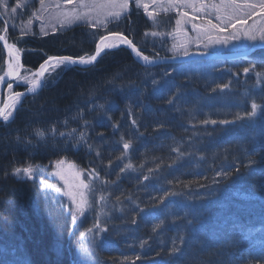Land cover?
<instances>
[{"label": "trees", "instance_id": "trees-1", "mask_svg": "<svg viewBox=\"0 0 264 264\" xmlns=\"http://www.w3.org/2000/svg\"><path fill=\"white\" fill-rule=\"evenodd\" d=\"M16 2L18 0H9V3L13 5ZM26 2L29 5L27 11L18 10L23 19H27L33 8L39 6L38 0H26ZM51 3L53 4V0ZM181 11H187L190 16L193 14L191 8L181 9ZM52 12L53 6L45 13V20L47 18L48 23L53 17ZM250 12L249 9L237 11L231 21H225L226 31L213 33L228 38L227 42L221 43L210 42L204 34L192 29V24L198 26L204 24V19L200 18L203 17V13H195L198 18L190 23H185L183 30L180 31V33H185L189 30L188 53L196 50L214 53L242 52L256 43H264V40L260 39L261 35H264V17L259 20L257 15H250ZM128 15L134 21L132 28L129 29L127 21L123 19L122 24L125 26L122 25L119 28L122 32L127 33L134 42L140 39L138 34L144 37L146 31H158L164 35L157 36L156 40L149 38L152 36L144 38L156 42L155 46L158 48H165L164 52L167 55H183V49H180L179 52L172 50L173 44L177 42L171 43L163 40V36L173 33L177 27L175 21L180 17L176 11L161 13L157 17L160 21L156 27L158 30L152 29L153 22L142 8L136 9L134 4H130ZM237 19H242L245 22L237 23ZM212 21L214 24L220 23L214 16ZM144 22L146 24L148 22L149 26H142ZM229 23H234L235 27L228 26ZM31 27L35 35L29 34L18 41L16 39L18 32L9 29V42H17V46L23 49L20 61L24 65L23 73L25 70L35 71L48 56L76 57L92 54L98 36L105 33L103 29L94 30L77 24L68 27V30L58 28V30L51 31L47 28L48 34L43 35L40 32L39 21H34ZM108 28H113V24L108 25ZM93 31H96L97 39L91 35ZM178 33L175 32L174 35H168L166 38H176ZM245 33L255 35L256 39H248ZM151 44L153 45V43ZM196 44L201 45L196 48L194 47ZM126 51L122 49L105 52L99 62L89 69L75 67L65 71L56 69V72L52 74L53 77L56 76V73H61V75L55 84L40 91L35 100L33 96L21 99V104L17 105L19 111L14 113L15 122L8 126L0 122V264H78L77 261L82 256L78 251L81 234L92 227L94 221V214L88 213L85 217H78L73 224L71 215L65 207L68 203L63 204L66 199L61 202V195L54 190H47L46 198V190L42 189L40 179H47L49 183L63 187V183L58 177H51L48 174L52 167H47L48 172H45L47 161L66 158L79 168L87 169L90 166V161L95 160V154H88L83 148L58 151L57 147H54L56 141L52 139L48 140L47 146L25 147L23 144L16 143L17 133L22 137H30L33 128L47 127L58 122L60 129L67 131L68 129L64 128L62 122L65 119L70 120L78 108L84 110L91 108L93 104L104 105V109L101 111L98 109L86 112L87 118L94 125L96 118L102 116L107 105L120 104L127 97H139L138 92L143 91L140 89V85L149 79L151 83L153 79L159 82L157 89L163 90L162 95L165 98L174 93L176 95L177 88H179V96L181 93H188L191 97L194 95V90L199 96V98H194L195 101L192 103L195 110L179 107L182 108L181 112H175L168 109L170 115L157 119L151 127L154 131L165 132V135H168V140L173 144L179 142L177 140L180 137L183 141L187 136L192 138V134L198 135L199 132L195 133L194 130L202 133L210 132L219 142H214L217 144L214 149H211V145H209L210 147H200L195 151L188 150L186 153L191 152L190 156L183 153L186 156H183L179 164L186 169L192 167L196 173L194 171L190 176L175 177V174L181 173L184 168L169 173L168 167L176 169L179 164H175L176 160L172 162L173 165L160 163V156H157V152H168L167 149L171 148L173 144L168 143L164 146V150H162L163 147L157 150V140L149 141L148 132L143 126L139 128V131L144 135H135L134 137H129L127 134L128 127H122L121 129L126 128L124 134L127 136L125 138L134 139L130 156L137 170L123 174L117 182L118 188L116 185L109 186L115 190L116 195L124 193V196L121 197L122 203L114 209L111 204L109 205L110 216L101 217L102 221H108L106 225L108 232L101 234L104 239L103 247L97 250L95 256L88 258V264H116L115 261L123 260L124 256L134 257L137 254L141 255L142 259L136 264H176L178 257L168 256L166 250L171 248L172 241L178 235L185 237L188 245L187 251H198L202 242L221 240L222 243L230 244L226 234L233 235L234 229L241 224L249 234L240 239L239 248L225 247L222 251L223 259L235 260L237 257L242 255L247 257L249 254L256 258L264 256V83L257 82L255 72L248 74L243 72L245 67H251L253 64L256 65V71H264V49H258L247 60L235 62L199 59V61L178 66L167 65L147 68V70L125 71V67L116 63L114 58L116 56L124 57L128 53ZM108 61H111V64ZM182 67L188 72L182 71ZM195 68L201 70H194ZM3 69L4 54L0 46V73L3 72ZM165 71H169L170 76L165 75ZM117 73L120 75L116 77L114 86L105 84L104 87L89 94V89L93 85L111 80ZM198 78L203 85H211V87H205V91L200 90L201 82L200 86L195 81ZM225 84L229 87L223 90L217 87V85ZM17 88L15 87L16 90ZM106 89L110 90V94L106 92ZM133 89L135 94H132ZM104 92L108 94L104 95ZM191 98H189L190 101ZM253 102L260 107L255 116L249 117L247 113L251 111ZM41 105H44L43 110ZM178 105H182L180 101H178ZM140 110L141 108H137L135 111L138 113ZM108 114L113 117V120L120 121L121 124L125 123L124 120H121L122 114L118 112ZM237 114L241 117L240 119H237ZM147 115L158 117L153 112L147 113ZM205 119L216 120L217 123L215 125L204 124L202 121ZM224 119L232 123H219ZM126 120L130 126V119ZM158 121H163L166 126L157 129ZM70 126L79 127V123L71 121ZM96 131L103 132L109 142L119 140L120 130L115 135H113L111 127L96 128ZM89 136L97 142L100 140L95 132L90 131ZM207 136L210 138V135ZM139 138L149 143L147 149L143 151L144 160L136 162L132 157L140 158L135 155L136 146L139 147L142 144L139 143ZM32 139L35 145V137ZM108 146L105 144V149ZM118 154V152L112 153L114 166L119 163V161H115V156ZM107 155L108 153L105 151V164H107ZM250 160L254 163L250 164ZM32 162L41 166L38 170L40 175L36 179H18L11 175L13 167H23ZM141 163L144 164V168L139 167ZM153 164L156 165L153 167L156 170L149 173L147 170ZM235 167L239 168V172L234 170ZM218 168V172L222 170V172L228 171L230 174L226 177L213 175V171ZM5 170L9 173L7 177L4 175ZM101 175H103V171ZM144 175H149V180H144ZM69 178L71 179V176ZM109 179L116 180V175L113 174ZM123 179L126 181L136 180V188H130L126 184L127 182L123 184ZM235 184L239 185L236 187ZM185 186L190 189L184 194L182 188ZM174 187L178 189L177 195L166 196L161 203L160 197ZM196 188H203L206 194L195 197L191 192ZM126 196H130L131 200L126 199ZM110 199L115 203L114 196ZM136 204H139L143 211L137 209ZM121 209L123 210L121 211ZM133 218L136 220L135 224L131 222ZM161 220L164 221L162 227L153 232V225ZM51 227H60L62 230V235L56 238V243L50 242L53 238L48 236V229ZM91 235L89 234V237ZM143 240L150 242V245H145V248L141 249L140 242ZM85 246H87V242H85ZM133 246L138 248L137 252H134ZM156 252H160V255L157 256ZM229 253H235V255L230 257ZM213 258L218 259L219 257Z\"/></svg>", "mask_w": 264, "mask_h": 264}, {"label": "snow or ice", "instance_id": "snow-or-ice-1", "mask_svg": "<svg viewBox=\"0 0 264 264\" xmlns=\"http://www.w3.org/2000/svg\"><path fill=\"white\" fill-rule=\"evenodd\" d=\"M39 6L34 7L30 12L27 19H23L20 13L21 9L27 11L29 5L26 0H18L14 5L9 3V0H0V42L3 44V48L7 52V60L5 61L7 67L0 75V85L5 83V78L11 80H16L18 83L22 82L26 85V89L23 92L11 91L13 89L12 83H7V88L9 89L8 102L0 106V122L5 126L10 123L15 122L16 116L19 109L17 105L21 104V98L29 94L33 96V99L39 95L40 91L49 87L57 82L61 73H56L53 77V73L56 69H61V71L69 70L71 67L79 66H91L97 63L98 57H101L102 53H105L106 49H114L120 47V45H126L131 49L135 56L144 62V65H152L156 62L155 57H150L145 55L141 47L134 42L133 39L129 38L121 31L109 30L108 25L113 22H120L122 19L127 21L129 29L132 28L134 21L128 15L130 10V4H134L136 9H143L144 13L152 20L153 26L157 27L160 21L157 19L161 13H168L169 11H176L179 19H176V29L173 33H168V35H174L175 32H180L183 30V25L185 23H190L195 21L198 17L195 13H203L204 24L198 26L192 24L193 30H198L200 33L206 36V39L210 42L221 43L227 42L226 37H220L214 35L213 33H222L226 31L224 26L225 21H231L235 13L242 9L251 10L250 15H260L264 17V0H55L54 7L57 9L56 19L61 28L66 25L72 24H83L84 26L99 30L103 29L105 34L98 36V42L96 43L95 51L92 54L80 55V56H48L47 59L39 65V68L35 71L25 70L22 75L21 69L24 65L21 61V52L23 49L17 46V42H9V29L11 28L14 32H18L17 41L23 39L29 34L35 35L32 31V24L34 21L40 22V32L43 35H47V24L45 23V13L53 6L51 0H38ZM71 6V7H69ZM192 9V15L190 16L187 11H181V9ZM215 17L219 24H214L212 17ZM187 18V19H185ZM237 23H244L242 19H237ZM230 27H235L234 23H229ZM186 34V33H185ZM94 39H97L96 31L91 33ZM163 33L158 31L145 32L144 37L152 36H162ZM248 39L255 40V35H248ZM260 39L264 40V35H261ZM207 46V45H206ZM183 49V55H188L187 47L184 43L173 44L172 50L174 52H179ZM245 74L249 72H255L258 83H264V71H256V65L253 64L251 67H245L243 69ZM117 73L111 80L105 81L99 85H93L89 89V94L97 91L99 88L104 87L105 84L113 85L117 76ZM168 75V73H165ZM153 85H157L159 82L153 79ZM221 90L228 88L229 85L225 84L223 86L217 85ZM131 88V86H130ZM161 89L154 88L153 93L156 95L157 99L164 100L165 103L175 108L179 111L178 101L181 98L179 96V88H177V94L171 95L168 98H164ZM215 91V89H213ZM132 94H135L134 89ZM22 107V105H21ZM44 109V105L40 106ZM260 106L255 102L251 104V111L247 113L249 117L255 116L256 112ZM135 108H141V111L151 113L152 109L148 105H141L139 102L133 106L132 104L126 105V110L122 113L121 120L125 123L121 124L120 121L113 120L109 112L116 110L114 106H109L102 113L99 120L93 123L87 118L86 112H93L98 109H104V105L93 104L91 108L87 109H77L75 115H73L70 120L65 119L62 123L67 131H62L56 124H50L47 127H35L32 130V136L22 137L17 133L15 136V141L17 144H23L25 147L28 146H47L48 140L52 139L56 141L58 151H71L78 149H86L88 154H95V160L90 161V166L87 169L79 168L76 164L69 162L66 158H58L55 161H49L52 170L48 172L47 166H45V172L49 175L58 177L63 183V187L56 186L53 183H49L47 179H40V185L42 189L46 190L45 195L47 198V190H54L56 193L67 197L69 203L65 205L68 213L71 215L72 222L75 224L78 217H84L86 213L91 212L94 214V221L92 227H89L85 233L81 234L80 244L78 246V251L84 257L83 264H88V258L96 255L98 249L102 248L103 245L97 240L101 234L107 233V220L102 221L101 216H110L109 205H112L114 209L118 204L122 203L121 197L124 193L116 195L115 190L110 188V185H116L118 188V181L121 179L123 174L129 171H136L137 167L133 164L130 150H133V138H125V134L122 133L119 140L109 142L108 138L105 137L103 132H97L96 128H108L113 129V135L116 134L122 127H128L129 132L127 133L129 137H134L135 135L143 136L144 133L139 131L142 126L139 123V116L134 110ZM130 119V126L127 124V120ZM241 117L237 114V119ZM76 121L79 123V127H71L70 122ZM204 124L211 123L215 125L216 120H203ZM221 124L232 123L227 119L220 120ZM166 125L163 121L157 122V129L164 128ZM95 132V135L100 138L99 142L95 141L89 136V132ZM32 137H35V145ZM62 138V139H61ZM43 142V145H41ZM105 144H108V148L105 149ZM105 151H107V164H105ZM173 151L179 152L178 148H173ZM118 152L119 154L115 156V161H119L118 164L114 166V160L112 158V153ZM249 163H254V161H249ZM99 165V166H98ZM40 165L35 162L27 163L23 167L15 166L11 170V175L17 177L18 179H36L40 173ZM140 168H144V164L139 165ZM118 169V171H117ZM68 170H71L70 172ZM154 168H148V172L151 173L155 171ZM234 170L239 172V168L235 167ZM103 171V175L101 172ZM113 174L116 175V180H111ZM230 173L224 171L218 173V175L228 176ZM5 177L9 175L7 170L4 172ZM71 176V179L69 178ZM144 180H149V175L143 176ZM175 192H166L164 196L160 197V202L163 203L166 196H174ZM115 197V203L112 202L110 197ZM126 199L131 200L130 196H126ZM135 207L143 211L139 204ZM123 209H121L122 211ZM133 224L136 223L135 218L131 221ZM164 221L161 220L159 223L154 224L152 231L156 232L163 225ZM191 223V221H188ZM238 233V235H237ZM89 234H92L89 237ZM249 233L245 229L244 225L241 224L238 228L234 229V233L231 236L226 234L230 244L222 243L221 240L202 242L201 247L198 251H187L188 245L186 239L183 235H178L173 241L170 249H167V255L170 257H178L176 264H264V256L260 258L252 257L249 254L247 257L240 256L235 260L223 259L222 251L225 247L239 248L240 239L245 238ZM223 239V238H222ZM87 242V246H85ZM148 244L147 240L140 242V248L144 249L145 245ZM159 256L160 252H156ZM235 253H229V256H234ZM204 257H207L206 259ZM213 257H219L214 259ZM142 256L137 254L134 257L124 256L121 264H136L140 261Z\"/></svg>", "mask_w": 264, "mask_h": 264}, {"label": "bare ground", "instance_id": "bare-ground-1", "mask_svg": "<svg viewBox=\"0 0 264 264\" xmlns=\"http://www.w3.org/2000/svg\"><path fill=\"white\" fill-rule=\"evenodd\" d=\"M45 23L47 24V26L48 27H53V26H50V22L48 23V21H47V18H46V20H45ZM121 23V24H120ZM120 23H116V22H113L112 24H113V28H109V30H113V31H121L120 30V28H119V26H125L124 24H122V20L120 21ZM74 25H77V24H72V25H70V26H68V27H72V26H74ZM78 25H83V24H78ZM110 25V24H109ZM146 25L147 26H149L148 25V22H147V24L144 22L143 24H142V26H144V27H146ZM112 26V25H111ZM68 27H65V28H62V29H64V30H68ZM57 28V27H56ZM139 28H141V26H139ZM50 29V28H49ZM114 29H116V30H114ZM152 29H156V27H153ZM51 31H53V28H51L50 29ZM156 30H158V29H156ZM103 32H104V30H103ZM122 32V31H121ZM167 33V32H166ZM105 33H103V35H104ZM126 35H127V33H125ZM139 36H140V39L137 41V42H135V43H137L140 47H141V49L143 50V52H144V54L146 55H149L150 57H158L157 59H156V65H147V66H145L144 65V62L142 61V60H140L139 58H137L136 56H135V53H133L132 51H131V49L130 48H128L126 45H120V47H118V48H114V49H106L105 50V52H115V51H119V50H122V49H125V50H127L126 52H128V53H126V55L124 56V57H117L116 56V58H114V61H116V63H119L120 64V66L122 65V66H124L125 67V71L126 70H133V69H135V70H141V69H146L147 70V68H154V67H162V66H167V65H181V64H187V63H189V62H194V61H199V59L200 58H196V59H194V60H186V61H183V62H181V63H178V62H169V63H164V61H162V62H158L159 60H164V59H168V58H172V57H175V56H173V55H167L165 52H164V49L165 48H162V47H157V46H155L157 43L156 42H153V41H150V40H148V39H146V38H144L143 36H141L140 34H138ZM168 35H165V36H163L164 37V39L163 40H166V41H169V42H171V43H174V42H177V44H179V43H184L185 45H186V47H188V45H189V40L187 39V38H182V37H176V38H166ZM162 37V38H163ZM150 39H155L156 37H149ZM156 40V39H155ZM98 42V41H97ZM151 43H153V45L151 44ZM256 44H259V43H256ZM200 45L201 44H196L194 47H196V48H199L200 47ZM255 45V44H254ZM0 46H1V48H2V50H3V54H4V60H6V55H5V51H4V48L2 47V45L0 44ZM96 47V46H95ZM155 47V48H154ZM250 48V47H249ZM248 48V49H249ZM258 49H264V48H258ZM247 50V49H246ZM94 51H95V49H94ZM94 51H93V53H94ZM243 51H245V50H243ZM242 51V52H243ZM191 52H202V53H208V51H199V50H196V51H191ZM191 52H189V53H191ZM241 51H238V52H233V53H221V54H236V53H240ZM241 52V53H242ZM209 53H211V52H209ZM103 54H105V53H102L101 54V57L103 56ZM101 57H99L98 58V60H97V63L99 62V60L101 59ZM200 60H204V59H200ZM208 61V60H207ZM5 62V61H4ZM105 62V61H104ZM111 61H108V63L109 64H111L110 63ZM222 62H231V61H222ZM107 63V62H106ZM105 63V64H106ZM96 65V64H95ZM229 65V64H228ZM106 66V65H105ZM121 66V67H122ZM73 67H75V68H78V69H89V68H91V67H93V65H91V66H86V67H82V68H80V67H77V66H73ZM39 68V66L37 67V69ZM36 69V70H37ZM181 70L182 71H185V72H188V70L187 69H185V68H181ZM194 70H201V69H197V68H195ZM203 70V69H202ZM21 73H22V75H23V70L21 69ZM165 73H168V75L170 76V72L169 71H165L164 72V74ZM5 80H6V82L7 83H10L11 82V79H9V78H5ZM195 81H197V83H198V85H200V82H201V84H202V81L200 80V78H198V79H196ZM7 83L4 85V88H2V85H0V89L2 88L3 90H2V92H4V93H7V91H8V89H7ZM13 84V83H12ZM14 85V84H13ZM201 86V85H200ZM15 87H18L17 88V90L15 89ZM207 87H211V85H203L202 84V87H201V89L200 90H203V91H205V89ZM119 88V87H118ZM154 88H157V85H153L151 82H150V79H149V81L147 80V81H144V82H142V84L140 85V89H142L143 91L142 92H138V94H140L139 95V97L137 96V98H132V97H127V99L125 100V101H123L122 103H120V104H117V103H112L111 105H109V106H114V108L116 109V110H114V111H112L113 113L114 112H118V113H120V114H122V113H124L125 112V110H126V105H128V104H132L133 106H135L138 102L141 104V105H148L151 109H155V110H152V112L154 113V115H158V117H151V116H148L147 115V112H143V111H139L137 114H138V116H139V123H140V125H142L146 130H147V132H148V136H149V141H156L157 140V142H156V144H157V150H159L160 148H162L163 147V149L162 150H164L165 149V145L166 144H168V143H170V144H173V143H171L169 140H168V135H165V132H161L160 131V133H158V132H156V131H154L153 130V128H151L154 124H155V122L157 121V119H161V116L162 117H164V116H168V115H170V113H169V110L168 109H171V110H174L175 112H181V110H182V108L184 107V108H189V110H191V109H193V110H195V108H193V106H192V103H194L193 101H195V99L194 98H199V96L196 94L197 93V91H195L194 90V95H192L191 97L193 98H191L190 97V95L188 94V93H185V94H180V102H181V104L182 105H178V107H182V108H179L180 110L179 111H177L175 108H173L172 106H170V105H168L167 103H165L164 102V100H160V99H157L156 98V95H154V93H153V90H154ZM25 89H26V87H23V85L22 84H20V83H17L16 84V82H15V85L13 86V89L11 90V91H13V92H16V91H20V92H23V91H25ZM110 90H108V89H106V92H108L109 94H110V92H109ZM1 92V91H0ZM106 92H104V95H107L108 93H106ZM191 93V92H190ZM167 95V94H166ZM173 95H175V93L173 94ZM7 96V94L4 96V97H6ZM8 96H9V94H8ZM32 95H27V96H25V97H22L21 99H24V98H28V97H31ZM169 97V96H168ZM168 97H166V98H168ZM165 98V97H164ZM165 98V99H166ZM189 98H191V101L189 100ZM5 99V98H4ZM4 99L2 100V102H4ZM2 104L3 103H1L0 104V106H2ZM108 105H107V107H106V109L109 107ZM117 106H119V107H117ZM191 107V108H190ZM122 109H124V110H122ZM134 110H136L137 111V108H135ZM196 110H197V106H196ZM100 111H101V109H100ZM102 113V112H101ZM109 113H111V112H109ZM149 114V113H148ZM108 115H110V114H108ZM99 116H100V114H99ZM101 117H97L96 118V121L97 120H99ZM126 119H128V118H126ZM190 128V127H189ZM125 129L126 128H123V129H120V134H119V137H120V135L122 134V133H126V131H128L129 132V129L128 130H126L125 131ZM189 130V129H188ZM194 132L195 133H198V135H193L192 134V138L190 137V136H187L186 138H184L185 140H183L182 141V137H180L177 141H179V142H176L175 144H173L172 145V147L171 148H169V149H167V151L168 152H164L163 151V153H161V151L160 152H157L158 154H157V156H160V163H165V164H172V162L174 161V160H176V162H175V164H179L180 162H181V159L183 158V156H186V155H188V156H190V153L189 154H187L186 152L188 151V150H190V151H195V149H197V148H200V147H210L209 145H211V149H214L215 147H217V144H214V142L216 143L217 141L219 142V140H216V139H214V135H212V133H202V132H200V131H196V130H194ZM207 135H210V138H208V136ZM127 135L125 134V137H126ZM172 141H174L173 139H171ZM215 140V141H214ZM221 141V140H220ZM209 142H210V144H209ZM217 142V143H218ZM139 143H142L139 147H138V145L136 146V152H135V155H138V156H140V158H137V157H132L133 158V160L134 161H140V160H144L143 159V151H145L144 149H147V145H148V143H147V141H145V140H140V138H139ZM183 147V149L181 150V148ZM173 148H178L179 149V152H177V151H173ZM231 148V147H230ZM183 153H186V155H183ZM56 159H49L48 161H47V167L48 168H50L51 167V165L49 164V161H55ZM165 164H163V165H165ZM173 165V164H172ZM195 165H197V164H195ZM154 166H156L155 164H153L152 166H151V168H153ZM160 166H162V165H160ZM182 168H184L183 169V171L181 172V173H178V174H175V177H185V176H190V175H193V172L195 171V173H196V170H194L192 167L191 168H188L189 169V171H188V169H186V167H182V165L181 164H179V166L175 169L174 167H168V169L167 170H169V173L171 172V173H174V172H176V171H178V170H180V169H182ZM218 170H219V168L218 169H215L214 171H213V175H218V173L219 172H221L222 173V170L221 171H219L218 172ZM218 176H222V175H218ZM239 176H241V174H239ZM52 177V176H51ZM51 179V178H50ZM127 182V183H126ZM127 184L128 186H130V188H136L135 187V185H136V180H134V179H132V181H126V179H123V184ZM200 185V184H199ZM236 185V187L239 185V184H235ZM189 189H190V187H187V186H185L184 188H182V190H184V194H185V192H188L189 191ZM168 192H175V193H178V189L176 188V187H174V188H171ZM192 193V195H194L195 197H197V196H201V195H205L206 193H205V190L203 189V188H201V189H197L196 188V190H194V191H192L191 192ZM177 195V194H176ZM61 202H63L64 200H65V196H61ZM65 203H63V204H67V203H69V201L68 200H66V201H64ZM88 213H91V212H88ZM88 213H86V214H88ZM85 217V216H84ZM102 217V216H101ZM48 236H51L52 238H53V240H51L50 242H52V241H54L55 243L57 242V239L56 238H59V237H61V235H62V230H60V227H57V228H49L48 229ZM145 235V234H144ZM57 236V237H56ZM100 242H101V244L103 243V237H98L97 238ZM148 246L150 245V242H148V244H147ZM132 248H134V252H137L138 251V248H136V247H132ZM163 260H165V258H163ZM168 260V259H167ZM83 261H84V258H83V256H80V259H78V261H77V263L78 264H83ZM121 262H122V260L121 259H118V260H116L115 261V263L116 264H121Z\"/></svg>", "mask_w": 264, "mask_h": 264}, {"label": "water", "instance_id": "water-1", "mask_svg": "<svg viewBox=\"0 0 264 264\" xmlns=\"http://www.w3.org/2000/svg\"><path fill=\"white\" fill-rule=\"evenodd\" d=\"M0 44L2 45L3 47V44L2 42H0ZM258 48H264V43H259V44H255V45H252L249 49L243 51L242 53H236V54H219V53H202V52H191L189 53L188 55H184V56H175V57H172V58H168V59H164V60H159L158 62H162L164 61V63H169V62H178V63H181L183 61H186V60H194L196 58H200V59H206V60H216V61H236V60H240V59H246L249 55H251L254 51H256ZM5 51V55H6V60H7V52L6 50L4 49ZM99 58V57H98ZM152 65H156V63L152 64ZM77 67H85V66H79V65H76ZM6 80H5V83L2 84V88H4V85L6 84ZM0 89V94L2 93V90L3 89ZM31 95V94H29ZM8 102V97H6L4 99V103H7ZM2 103V100H1V97H0V104ZM2 104V105H3Z\"/></svg>", "mask_w": 264, "mask_h": 264}, {"label": "rangeland", "instance_id": "rangeland-1", "mask_svg": "<svg viewBox=\"0 0 264 264\" xmlns=\"http://www.w3.org/2000/svg\"><path fill=\"white\" fill-rule=\"evenodd\" d=\"M54 3H55V0H53V17H51V19L49 20L50 21V26H53V27H48L47 26V28H53V31L54 30H58V28L60 29V30H62V28L60 27V25H59V23H58V21H57V19L55 18L56 17V13H57V9H55V7H54ZM69 7H71V6H69ZM50 9H52V7L50 8ZM49 9V10H50ZM259 20H261V18H262V16H260V15H257L256 16ZM69 25H66L65 27H68ZM57 27V28H56ZM64 27V28H65ZM186 33V34H185ZM179 32L177 35H178V37H182V38H187L188 37V35H189V30L188 31H186V32ZM188 39V38H187ZM199 40V39H198ZM197 40V41H198ZM192 44L193 43H195V42H191ZM174 44H177V43H174ZM4 61H6V60H4ZM6 67H7V65H6V63L4 62V69H3V71L4 70H6ZM3 74V72L2 73H0V75H2ZM24 74V73H23ZM15 82H16V84L18 83L16 80H11V82L10 83H13L14 85H15ZM20 84H22L23 85V87H26V85H24L22 82H19ZM13 85V86H14ZM8 89V88H7ZM7 94V96L6 97H8V94H9V89H8V91H7V93H4V92H2L1 94H0V97H1V100H3L4 98H6V97H4L5 95ZM3 103V102H2ZM59 195H61L60 193H59ZM62 196V195H61ZM66 200H67V197L65 198ZM89 261V260H88Z\"/></svg>", "mask_w": 264, "mask_h": 264}]
</instances>
